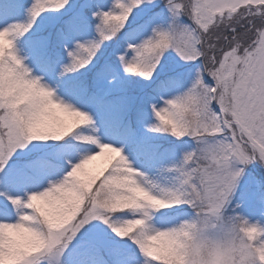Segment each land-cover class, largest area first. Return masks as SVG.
<instances>
[{
    "label": "snow or ice",
    "instance_id": "1",
    "mask_svg": "<svg viewBox=\"0 0 264 264\" xmlns=\"http://www.w3.org/2000/svg\"><path fill=\"white\" fill-rule=\"evenodd\" d=\"M0 264H264V0H0Z\"/></svg>",
    "mask_w": 264,
    "mask_h": 264
}]
</instances>
